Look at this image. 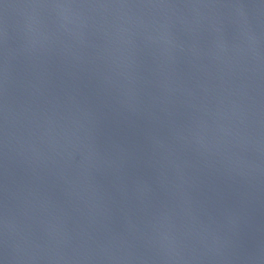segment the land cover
Here are the masks:
<instances>
[{
	"label": "water",
	"instance_id": "95a60500",
	"mask_svg": "<svg viewBox=\"0 0 264 264\" xmlns=\"http://www.w3.org/2000/svg\"><path fill=\"white\" fill-rule=\"evenodd\" d=\"M0 264H264V0H0Z\"/></svg>",
	"mask_w": 264,
	"mask_h": 264
}]
</instances>
